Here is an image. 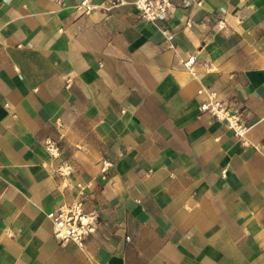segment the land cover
Here are the masks:
<instances>
[{
	"label": "crops",
	"instance_id": "0c3cea01",
	"mask_svg": "<svg viewBox=\"0 0 264 264\" xmlns=\"http://www.w3.org/2000/svg\"><path fill=\"white\" fill-rule=\"evenodd\" d=\"M82 1L0 0V264H264V0ZM78 184L82 246L47 216Z\"/></svg>",
	"mask_w": 264,
	"mask_h": 264
},
{
	"label": "built area",
	"instance_id": "2783aa9c",
	"mask_svg": "<svg viewBox=\"0 0 264 264\" xmlns=\"http://www.w3.org/2000/svg\"><path fill=\"white\" fill-rule=\"evenodd\" d=\"M122 2V0H119ZM133 6L138 10L139 16L150 22L158 23L168 18L174 8V0H132ZM85 11H89L95 6L87 4L86 0L81 2ZM194 56H188L184 61L187 68L191 67ZM204 98L199 103L201 111L209 113L218 119L225 120L235 134L241 135L244 128L240 124L241 110L231 108L219 93L212 88L201 87L197 90ZM48 149L55 154L56 146L51 140L46 142ZM111 163L103 160L100 165V175L105 178L106 172ZM79 191L77 197L71 202L60 204L55 209L50 210L47 216L53 225L54 237L60 242L72 241L82 246L87 236L92 233L98 224L99 214L96 210H87L84 207L85 190L84 185L78 184Z\"/></svg>",
	"mask_w": 264,
	"mask_h": 264
}]
</instances>
